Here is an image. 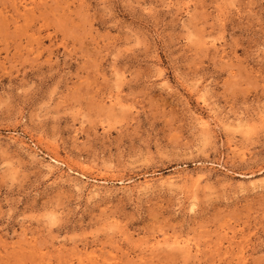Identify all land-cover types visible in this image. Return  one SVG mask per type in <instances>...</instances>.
<instances>
[{"label":"rangeland","instance_id":"obj_1","mask_svg":"<svg viewBox=\"0 0 264 264\" xmlns=\"http://www.w3.org/2000/svg\"><path fill=\"white\" fill-rule=\"evenodd\" d=\"M0 264H264V0H0Z\"/></svg>","mask_w":264,"mask_h":264}]
</instances>
